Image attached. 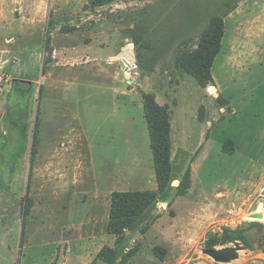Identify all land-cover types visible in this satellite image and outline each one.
<instances>
[{
    "label": "rangeland",
    "instance_id": "374dc122",
    "mask_svg": "<svg viewBox=\"0 0 264 264\" xmlns=\"http://www.w3.org/2000/svg\"><path fill=\"white\" fill-rule=\"evenodd\" d=\"M236 8L215 81L204 83L195 72L202 36L213 16L225 21ZM0 15L2 42L19 48V61L0 69V264H90L105 246L118 253L113 264H264V0H0ZM22 78L34 82L26 99L18 89L28 86L12 88ZM147 94L170 123L163 190ZM115 191L156 193L120 234L107 232ZM252 223L238 258L203 252L223 227Z\"/></svg>",
    "mask_w": 264,
    "mask_h": 264
},
{
    "label": "trees",
    "instance_id": "16d2710c",
    "mask_svg": "<svg viewBox=\"0 0 264 264\" xmlns=\"http://www.w3.org/2000/svg\"><path fill=\"white\" fill-rule=\"evenodd\" d=\"M114 0H89L93 6H103ZM225 21L221 16H213L209 22L207 30L202 36L199 44V57L195 65L196 74L204 81V83L212 82V67L215 58L221 51L222 40L225 34ZM49 38L46 44L49 45ZM46 70V64L43 66ZM43 91L40 86L39 97ZM145 116L148 122V129L151 137V147L154 156V168L158 187L163 190L170 177V123L168 114L164 108L158 105L150 95H144ZM35 135L38 132L35 127ZM34 136V142H35ZM225 148V147H224ZM35 150L34 144L32 154ZM191 185L190 170L188 169L181 179L177 192L183 195L187 192ZM156 197V193L152 191H115L111 195L109 221L107 224V232L110 234H120L129 228L131 217L138 211L148 208ZM256 223H252L249 227L241 226L237 228L223 227L222 232L212 235L206 239L207 248H215L225 246L224 244L233 243L236 240H242L245 245L251 248V242L248 232ZM258 224V223H257ZM264 224H259L261 226ZM264 249V247H262ZM155 254L163 258V249L159 246L154 248ZM118 257V253L113 251L109 246H105L90 264H95L98 259H103L113 264Z\"/></svg>",
    "mask_w": 264,
    "mask_h": 264
},
{
    "label": "water",
    "instance_id": "95a60500",
    "mask_svg": "<svg viewBox=\"0 0 264 264\" xmlns=\"http://www.w3.org/2000/svg\"><path fill=\"white\" fill-rule=\"evenodd\" d=\"M19 85L28 86V88H26L24 99L28 98L32 92L34 82L25 79H14L12 88L14 89L15 86ZM255 216L261 217V213H257ZM244 249H246L245 243L242 240H236L231 245L219 246L215 248H204L203 252L211 256L216 261L228 262L232 259L238 258L239 251Z\"/></svg>",
    "mask_w": 264,
    "mask_h": 264
},
{
    "label": "crops",
    "instance_id": "0c3cea01",
    "mask_svg": "<svg viewBox=\"0 0 264 264\" xmlns=\"http://www.w3.org/2000/svg\"><path fill=\"white\" fill-rule=\"evenodd\" d=\"M16 2H22L24 0H15ZM238 8H236L234 11H232L228 16H226L225 18V22L227 19L231 18V16H233L236 12H237ZM4 24L3 22V19L0 15V26L2 27ZM227 29V28H226ZM226 29H225V34H224V37H223V40H222V45L224 44V41H225V37H226ZM2 35H0V69L3 68L5 65L11 63V62H18L19 61V58L16 56L15 52H17L19 50L18 46H15V45H9L8 43H5V42H2ZM12 37V36H11ZM11 37H6L5 40H8L9 38ZM13 39V37L11 38V40ZM6 45V46H5ZM67 50V49H65ZM221 50H222V47H221ZM14 51V53H12ZM221 52V51H220ZM219 52V54H220ZM218 56V55H217ZM224 56L227 57V62H228V65H231L233 67H235L236 63H233L232 62V59H230V50L227 51L226 53H224ZM55 58L54 59V63L57 64L58 62V59H57V55H55ZM75 56H72V59L71 60H75ZM216 59V58H215ZM73 64V63H72ZM233 64V65H232ZM72 66V65H70ZM237 66V65H236ZM51 69L48 71L46 78L48 80V78H51L52 77V72H50ZM23 79V78H22ZM213 79L215 81V78L213 76ZM8 82V81H7ZM8 84V83H7ZM3 85L4 84H1L0 85V91H3ZM120 172H122L123 174L125 173L124 172V168L121 169V168H118ZM110 188H107L106 190L103 189L105 192L109 193ZM112 195V194H111ZM109 202H111V198L109 199Z\"/></svg>",
    "mask_w": 264,
    "mask_h": 264
},
{
    "label": "built area",
    "instance_id": "2783aa9c",
    "mask_svg": "<svg viewBox=\"0 0 264 264\" xmlns=\"http://www.w3.org/2000/svg\"><path fill=\"white\" fill-rule=\"evenodd\" d=\"M131 47H132V45H129L127 52H123L120 55L122 68L125 71V75L127 77L130 76V71H131L132 67H134V65H135V61L131 56V51L133 49V48L131 49ZM4 81H5L4 75H0V85L3 84ZM6 81H7V79H6ZM210 91H213V93H216L217 89L213 85L210 87ZM259 256L261 257V259H263V262H264V249L260 250Z\"/></svg>",
    "mask_w": 264,
    "mask_h": 264
},
{
    "label": "flooded vegetation",
    "instance_id": "af4514ba",
    "mask_svg": "<svg viewBox=\"0 0 264 264\" xmlns=\"http://www.w3.org/2000/svg\"><path fill=\"white\" fill-rule=\"evenodd\" d=\"M20 86H22V85L15 86V87L18 89ZM23 86H25V85H23ZM18 91L20 92L18 94V97L20 99H24V95L26 93V89H20L19 88ZM259 232H260L259 244L262 245V246H264V225L259 226Z\"/></svg>",
    "mask_w": 264,
    "mask_h": 264
},
{
    "label": "bare ground",
    "instance_id": "6f19581e",
    "mask_svg": "<svg viewBox=\"0 0 264 264\" xmlns=\"http://www.w3.org/2000/svg\"><path fill=\"white\" fill-rule=\"evenodd\" d=\"M258 213H261V212H258ZM255 214H257V213L251 214V217L255 218L256 217ZM261 217H262V213H261Z\"/></svg>",
    "mask_w": 264,
    "mask_h": 264
}]
</instances>
